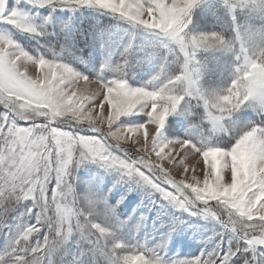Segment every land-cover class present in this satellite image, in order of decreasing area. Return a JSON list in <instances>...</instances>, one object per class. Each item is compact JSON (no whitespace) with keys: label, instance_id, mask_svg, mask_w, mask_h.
I'll return each mask as SVG.
<instances>
[{"label":"snow or ice","instance_id":"snow-or-ice-1","mask_svg":"<svg viewBox=\"0 0 264 264\" xmlns=\"http://www.w3.org/2000/svg\"><path fill=\"white\" fill-rule=\"evenodd\" d=\"M38 5L88 6L117 14L152 32L172 53L179 70L158 87H132L123 76L91 79L59 60L34 58L0 35V222L10 209L30 201L22 213L36 222L19 223L0 261L4 264H50L51 256L77 233L92 247L95 264L124 248L119 240L106 246L111 229L91 220L96 201L84 205L73 188V174L84 160L120 170L137 183L150 185L180 207L203 206L243 240L251 259L264 256V125L239 134L230 148H199L188 140L159 139L166 117L185 99L203 100L213 128L247 102L264 111V26H235L232 39L216 33L193 34L188 25L201 0H30ZM7 0H0V18ZM232 14L259 12L264 0H223ZM7 21L35 32L26 13L13 9ZM219 49L235 57L230 86L208 96L200 86V50ZM142 112L143 123L121 117ZM43 239L30 248L42 229ZM240 248L214 250L171 264H235ZM127 251L124 253H132ZM10 257V260H5ZM123 264H164L143 250L119 256ZM264 264V260L261 261Z\"/></svg>","mask_w":264,"mask_h":264},{"label":"rangeland","instance_id":"rangeland-1","mask_svg":"<svg viewBox=\"0 0 264 264\" xmlns=\"http://www.w3.org/2000/svg\"><path fill=\"white\" fill-rule=\"evenodd\" d=\"M19 9L27 14L35 32H26L7 21L8 14ZM0 18V35L14 41L17 49L34 58L59 60L74 71L91 79H111L123 76L132 87H158L167 76L174 75L180 65L172 53L159 46V38L152 32L129 23L107 10L88 6L38 5L30 0H7ZM250 24L264 26V15L259 12L232 14L223 0H201L193 9L187 31L193 34L219 33L225 38L235 36V26ZM199 81L208 96L223 93L234 76L235 57L219 49L200 50ZM142 112L121 117L129 124L143 123ZM222 128H213L203 100L185 97L176 110L169 113L161 129L163 142L188 140L199 148H230L239 134L255 124L264 125V111L256 102H247L227 117ZM73 188L87 206L88 197L96 201L91 220L111 229L105 238L106 246L114 240L124 244L107 264H123L119 256L143 250L158 256L164 264L188 260L214 250L229 252L240 248L231 261L241 264L253 257L243 240L225 228L221 220L203 211V206L180 207L163 197L148 184L137 183L120 170L107 167L95 160H84L73 174ZM30 201L10 209L0 222V255L9 247V238L19 223L32 224V214L23 215ZM42 229L34 235L30 248L43 239ZM92 245L74 233L50 258V264H95L86 254ZM133 251L132 253H124ZM257 264L264 256L256 253ZM10 260V257H5ZM0 264L4 262L0 261Z\"/></svg>","mask_w":264,"mask_h":264}]
</instances>
